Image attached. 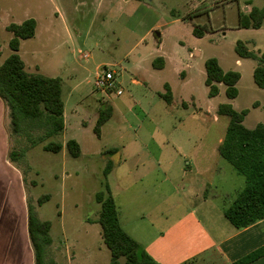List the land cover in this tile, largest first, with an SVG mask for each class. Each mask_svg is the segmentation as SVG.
<instances>
[{
    "label": "rangeland",
    "instance_id": "obj_1",
    "mask_svg": "<svg viewBox=\"0 0 264 264\" xmlns=\"http://www.w3.org/2000/svg\"><path fill=\"white\" fill-rule=\"evenodd\" d=\"M253 7H264V0H0V64L12 54L7 27L34 19L36 35L21 42L19 56L28 73L62 83L67 129L52 138L44 128L27 127L28 122L15 133L0 99L10 163L9 168L1 163L0 141L5 180L0 203L7 201L8 211L25 218L26 234L29 210L50 222L52 243L45 248L44 264L111 263L96 200L107 188L121 226L137 240L177 225L189 208L211 234L227 231L224 202L231 204L246 184L219 155L229 125L219 106L248 110V129L264 124V89L254 79L258 63L236 53L238 42L264 52V28L240 27V16ZM163 58L165 68L154 69L152 62ZM212 58L224 71L240 73L237 98L228 99L223 84L216 97H209L205 63ZM104 68L115 73V91L109 94L95 86ZM166 85L171 104L162 97ZM108 105L112 115L98 134L97 120ZM70 140L80 146L77 158L67 148ZM51 142L61 143L63 150L45 151ZM121 160L126 163L118 166ZM109 162L113 168L106 175ZM187 166L202 176L192 173L193 185L189 181L184 193L181 170ZM200 181L212 182L207 202L196 197Z\"/></svg>",
    "mask_w": 264,
    "mask_h": 264
},
{
    "label": "trees",
    "instance_id": "obj_2",
    "mask_svg": "<svg viewBox=\"0 0 264 264\" xmlns=\"http://www.w3.org/2000/svg\"><path fill=\"white\" fill-rule=\"evenodd\" d=\"M240 27L255 30L264 28V7H253L249 14L241 15ZM36 29L37 23L34 19L7 27L13 34L9 43L12 54L0 64V99L9 109L15 133L19 131L20 124L28 122L27 127L44 128L46 137L52 138L61 135L65 128L61 79L28 73L24 61L19 56L21 42L34 38ZM236 53L240 58L253 59L258 63L254 70V79L257 87L264 89V52H252L243 42H238ZM153 66L162 69L163 59H156ZM205 69L210 98L219 94L218 84L227 87L228 99L237 98L240 73L224 71L215 58L206 61ZM166 88L168 92L162 97L171 104L173 98L170 87L166 85ZM106 110L100 113L97 120L95 130L98 134L112 115L109 105ZM218 114L229 118L227 132L218 148L219 155L245 178V187L237 193L233 202L224 211L228 223L235 231H241L264 220V124L248 129L244 125L248 110L238 112L227 104L219 106ZM67 148L72 157L77 158L80 155V146L75 140H70ZM43 149L47 152L60 153L63 145L51 142L43 146ZM112 168L113 164L109 162L105 174L108 175ZM107 190L99 192L96 200L101 205L98 223L102 228L104 243L111 253L110 264H157L123 229L114 198L109 188ZM47 198L46 196L40 199L39 204L41 205ZM50 229V222H41L29 210L28 232L36 264H44L45 248L52 243ZM262 257L264 246L234 264H251Z\"/></svg>",
    "mask_w": 264,
    "mask_h": 264
},
{
    "label": "crops",
    "instance_id": "obj_3",
    "mask_svg": "<svg viewBox=\"0 0 264 264\" xmlns=\"http://www.w3.org/2000/svg\"><path fill=\"white\" fill-rule=\"evenodd\" d=\"M163 59L164 67L162 69L167 64L166 59ZM152 67L154 68L153 62ZM134 83L140 84L137 80H134ZM64 121V130H66L65 116ZM4 122V108L3 104L0 103V136H4V138L0 137L2 142L1 151L4 155L1 163L3 164L4 160V166L9 168L10 163L6 157L9 152V144L8 140H6L8 137L5 136L6 133L3 130ZM221 142L222 140L219 141V145ZM125 163V160H121L118 166H122ZM181 173L180 183L182 187H185L184 193H187L186 190L189 188L190 182V186L193 185L192 173L194 177L201 178L202 176L200 172H194L192 166L182 168ZM1 181L5 180L0 174V188L3 191ZM211 186V181H200L199 187H196V197H203L204 202H207L209 200L208 189ZM224 203V208L229 205V201ZM7 208L8 202L2 200L0 203V264H20L24 259L28 264H36L29 232L28 234L25 232V218L23 216L19 217L18 214L16 215L15 210L8 211ZM18 224L19 231L16 230ZM225 226L227 231L224 234L220 236L211 234L201 218L198 217L196 209L189 208L187 215L177 225L168 228L167 231L154 237L149 236L145 238V241L133 238L157 264H234L237 260L264 246V220L241 231H235L227 223H225ZM251 264H264V257Z\"/></svg>",
    "mask_w": 264,
    "mask_h": 264
},
{
    "label": "built area",
    "instance_id": "obj_4",
    "mask_svg": "<svg viewBox=\"0 0 264 264\" xmlns=\"http://www.w3.org/2000/svg\"><path fill=\"white\" fill-rule=\"evenodd\" d=\"M115 73L107 71L105 68L102 73H99L95 79L96 88L109 94L115 91L114 89ZM118 96L123 94L122 90H118L116 93Z\"/></svg>",
    "mask_w": 264,
    "mask_h": 264
},
{
    "label": "water",
    "instance_id": "obj_5",
    "mask_svg": "<svg viewBox=\"0 0 264 264\" xmlns=\"http://www.w3.org/2000/svg\"><path fill=\"white\" fill-rule=\"evenodd\" d=\"M157 37H160V35L158 34Z\"/></svg>",
    "mask_w": 264,
    "mask_h": 264
}]
</instances>
